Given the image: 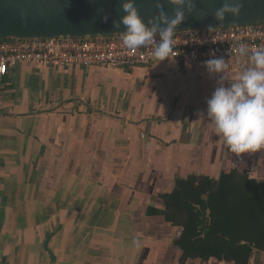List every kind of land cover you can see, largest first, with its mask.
Instances as JSON below:
<instances>
[{"label":"crops","instance_id":"crops-1","mask_svg":"<svg viewBox=\"0 0 264 264\" xmlns=\"http://www.w3.org/2000/svg\"><path fill=\"white\" fill-rule=\"evenodd\" d=\"M18 62L2 79L0 264H234L186 259L164 195L189 175L264 181V149L234 153L206 100L251 67ZM247 264H264L254 251Z\"/></svg>","mask_w":264,"mask_h":264},{"label":"clouds","instance_id":"clouds-1","mask_svg":"<svg viewBox=\"0 0 264 264\" xmlns=\"http://www.w3.org/2000/svg\"><path fill=\"white\" fill-rule=\"evenodd\" d=\"M173 8L169 18L162 4H157L155 18L147 22L139 15L134 0H122L120 20L113 21V27L123 24L120 35L123 45L128 49L152 46V57L157 61L169 59L173 51V35L176 26L185 18V13L196 11L193 0H167ZM243 4L241 0H225L213 13L217 21H223L226 14L239 16ZM107 15L102 20L107 21ZM158 37V39H157ZM240 55H248L247 46H239ZM205 61L210 74H222L226 62L223 57ZM248 59L251 67L239 72L230 85L217 82L210 98L206 100V115L214 125L215 134L230 150L237 154L264 149V49L251 50Z\"/></svg>","mask_w":264,"mask_h":264},{"label":"trees","instance_id":"trees-1","mask_svg":"<svg viewBox=\"0 0 264 264\" xmlns=\"http://www.w3.org/2000/svg\"><path fill=\"white\" fill-rule=\"evenodd\" d=\"M163 198L161 213L181 227L175 240L181 263L214 257L247 264L255 250L264 251V181L237 172L189 175Z\"/></svg>","mask_w":264,"mask_h":264},{"label":"built area","instance_id":"built-area-1","mask_svg":"<svg viewBox=\"0 0 264 264\" xmlns=\"http://www.w3.org/2000/svg\"><path fill=\"white\" fill-rule=\"evenodd\" d=\"M158 39V37H157ZM264 49V22L187 28L174 31L173 51L160 62H189L205 67L215 57L225 60L240 55L236 49ZM18 62L41 66L128 67L159 62L152 57V46L126 48L120 35L85 37L10 38L0 40V109L3 104L2 79Z\"/></svg>","mask_w":264,"mask_h":264},{"label":"water","instance_id":"water-1","mask_svg":"<svg viewBox=\"0 0 264 264\" xmlns=\"http://www.w3.org/2000/svg\"><path fill=\"white\" fill-rule=\"evenodd\" d=\"M122 0H0V40L10 38L85 37L114 35L124 31V25L113 27L123 12ZM196 11L175 30L206 28L233 24L264 22V0H241L239 16L226 14L223 21L214 18V11L225 0H193ZM139 15L148 21L155 18L157 4H162L169 18L175 6L167 0H134ZM107 15V21L102 16Z\"/></svg>","mask_w":264,"mask_h":264}]
</instances>
